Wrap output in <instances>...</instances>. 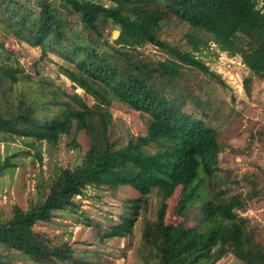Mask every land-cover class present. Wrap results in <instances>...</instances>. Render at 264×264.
Wrapping results in <instances>:
<instances>
[{
  "label": "trees",
  "instance_id": "1",
  "mask_svg": "<svg viewBox=\"0 0 264 264\" xmlns=\"http://www.w3.org/2000/svg\"><path fill=\"white\" fill-rule=\"evenodd\" d=\"M58 3L0 0V28L39 47L42 55L46 51L59 55L61 73L71 87L82 89L93 102L88 104L76 92L60 100L57 90L47 92L43 83L26 88L27 75L16 73L18 69L0 52V136L20 139L29 148L6 151L0 175L15 166L13 157L31 148L41 161L39 144L56 146L73 127L86 131L89 146L73 167H60L57 180L44 187L37 201L26 207L13 204L8 218L0 214V264H92L81 263L66 241L57 242L34 227L50 222L60 211L80 210L89 186L112 190L121 185L139 195L124 199L119 222L103 236L131 234L143 214L133 251L137 264H215L229 255L246 264H264L262 243L234 210L235 180L229 172L220 173L218 133L207 123L204 106L191 86L178 82L187 66L223 83L221 75L194 54L201 51V44L207 46L206 35L264 80V7L258 0ZM171 20L200 32L201 36L188 34L190 50L161 38ZM108 24L119 30L112 41L105 33ZM147 44L168 56L147 55L143 49ZM249 81L243 79L245 88ZM6 82L13 87L9 95ZM113 103L146 114L143 131L117 135L110 111ZM178 185L172 221L166 219V200ZM248 195L262 196L255 191Z\"/></svg>",
  "mask_w": 264,
  "mask_h": 264
},
{
  "label": "rangeland",
  "instance_id": "2",
  "mask_svg": "<svg viewBox=\"0 0 264 264\" xmlns=\"http://www.w3.org/2000/svg\"><path fill=\"white\" fill-rule=\"evenodd\" d=\"M58 3V0H57ZM63 10L68 9L59 4ZM258 6L264 7V0H258ZM71 13V10L69 9ZM108 24L105 33L112 41L115 30ZM198 34L192 28L177 20H171L165 26L161 38L183 49H191L187 42L188 34ZM207 46L200 45L201 51L194 52L209 69L221 75L223 83L210 75L187 66L183 67V77L178 82L186 87L191 86L207 113L206 121L218 133L220 144V173H228L235 180L231 188L232 201H235L236 212L246 220L247 228L254 232L256 239L264 248V80L253 75L240 57L232 55L226 47L206 35ZM147 55L164 59L168 55L157 47L147 44L144 48ZM0 52L3 59L16 73L27 75L26 88H37L43 83L45 90L56 89L60 100L66 94L78 93L88 104L91 96L82 89L71 87V82L61 73L62 58L55 52L46 51L44 55L39 47L17 40L12 34L0 28ZM249 77L248 87L243 79ZM6 93L13 87L5 83ZM18 90V88H17ZM50 95V94H49ZM190 105V102L188 101ZM194 107V106H193ZM203 110V109H200ZM114 130L118 135L126 130L133 133L143 131L147 115L128 110L113 103L110 106ZM89 146V136L85 130L72 128L70 134L63 135L56 146L39 144L41 161L31 148L29 153L21 152L12 158L13 168L0 175V214L9 217L13 204L26 207L31 201H37L44 187L57 180L60 167H73L78 163ZM15 147L28 150L20 139H9L0 136V159L5 152L11 153ZM178 185L170 198L166 200V219L174 220V195L178 194ZM251 191L262 196L249 197ZM138 192L128 185H121L112 190L100 186H89L81 197V208L77 212L60 211L47 223H38L35 230L44 232L57 242L66 241L73 249V255L81 263L92 264H137L133 251L139 240V229L142 226L138 217L132 233L125 237H105L103 233L119 222L124 210V199L138 196ZM159 198V196H158ZM157 202V195L152 197ZM75 217L82 219L76 221ZM88 222V223H87ZM73 264V263H72ZM75 264V262H74ZM215 264H246L232 255L226 256Z\"/></svg>",
  "mask_w": 264,
  "mask_h": 264
},
{
  "label": "water",
  "instance_id": "3",
  "mask_svg": "<svg viewBox=\"0 0 264 264\" xmlns=\"http://www.w3.org/2000/svg\"><path fill=\"white\" fill-rule=\"evenodd\" d=\"M118 35H119V30L118 29L113 30L112 38L115 39L118 37Z\"/></svg>",
  "mask_w": 264,
  "mask_h": 264
}]
</instances>
